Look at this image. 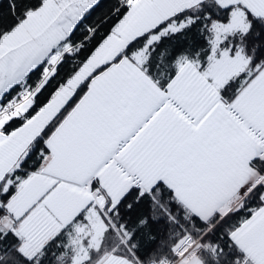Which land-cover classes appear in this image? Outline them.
Masks as SVG:
<instances>
[{
  "label": "snow or ice",
  "instance_id": "6c2138e0",
  "mask_svg": "<svg viewBox=\"0 0 264 264\" xmlns=\"http://www.w3.org/2000/svg\"><path fill=\"white\" fill-rule=\"evenodd\" d=\"M0 264H264V0H7Z\"/></svg>",
  "mask_w": 264,
  "mask_h": 264
},
{
  "label": "trees",
  "instance_id": "16d2710c",
  "mask_svg": "<svg viewBox=\"0 0 264 264\" xmlns=\"http://www.w3.org/2000/svg\"><path fill=\"white\" fill-rule=\"evenodd\" d=\"M0 8H3L4 11H7V0H0Z\"/></svg>",
  "mask_w": 264,
  "mask_h": 264
}]
</instances>
